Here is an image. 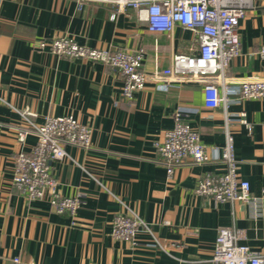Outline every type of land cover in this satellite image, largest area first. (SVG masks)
<instances>
[{
    "label": "crops",
    "instance_id": "0c3cea01",
    "mask_svg": "<svg viewBox=\"0 0 264 264\" xmlns=\"http://www.w3.org/2000/svg\"><path fill=\"white\" fill-rule=\"evenodd\" d=\"M255 4L240 22L241 54L226 71L236 81L264 80L258 54L264 0ZM64 34L110 51L142 49L148 74L198 47L191 31L151 32L133 9L117 11L110 3L0 0V264H217L212 257L222 227L241 231V242L264 255V199L260 215L241 201L217 204L196 189L206 175L225 172L224 162H186L169 176L156 147L174 126L175 112L185 109V121L210 152L225 145L227 131L234 136L239 177L261 196L264 99L209 108L202 84L180 77L167 90L149 81L129 100L113 66L37 48L38 41ZM241 111L251 129L235 120ZM69 114L93 128L90 149L68 146L70 158L50 161L61 193L84 195L75 217L56 213L46 199H27L13 183L16 156L37 141L29 133L20 142L17 129ZM127 211L150 227L134 243L112 235L115 215Z\"/></svg>",
    "mask_w": 264,
    "mask_h": 264
},
{
    "label": "built area",
    "instance_id": "2783aa9c",
    "mask_svg": "<svg viewBox=\"0 0 264 264\" xmlns=\"http://www.w3.org/2000/svg\"><path fill=\"white\" fill-rule=\"evenodd\" d=\"M110 3L117 11L133 9L137 18L151 32H172L180 26L193 33L198 47L189 53L177 54L167 68L156 67L151 74L143 70L144 51H110L80 44L68 34L42 39L37 48L68 58H81L108 64L123 76L122 94L134 99L136 94L154 81L159 89L167 90L171 78L193 79L202 84L204 105L209 108H227L243 99H264V80L246 78L236 81L226 76L231 61L241 54L240 22L257 0H79ZM264 59V44L258 51ZM185 109L175 112V123L156 142L160 163L170 176L175 168L186 162L202 164L222 161L226 171L209 174L200 179L197 193L212 197L215 203L241 201L251 206L255 215L263 207L264 188L261 196L251 194L250 182L239 177V160L235 152L234 136L227 131L226 143L212 147L211 152L203 143L200 133L185 121ZM29 113H23L27 115ZM229 119V118H228ZM251 129L246 112L241 111L236 119ZM2 123L0 122V127ZM264 129V122H262ZM29 133L36 135V144L30 151H20L15 158L13 183L29 200L46 199L53 211L75 217L84 198L82 192L64 196L59 181L50 171L51 160L70 158L66 147L82 149L92 147L93 128L81 123L72 114L50 115L41 124L31 128H18L16 137L24 142ZM150 231L149 225L133 211L119 212L113 220L112 235L124 241L136 240L137 234ZM242 232L230 227L219 229L212 260L217 264H264V255L251 250L241 242ZM35 264V263H32Z\"/></svg>",
    "mask_w": 264,
    "mask_h": 264
}]
</instances>
